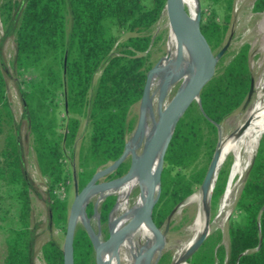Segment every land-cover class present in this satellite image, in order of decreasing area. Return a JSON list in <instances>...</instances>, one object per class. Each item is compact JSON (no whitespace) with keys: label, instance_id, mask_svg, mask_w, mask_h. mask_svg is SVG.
I'll list each match as a JSON object with an SVG mask.
<instances>
[{"label":"trees","instance_id":"trees-1","mask_svg":"<svg viewBox=\"0 0 264 264\" xmlns=\"http://www.w3.org/2000/svg\"><path fill=\"white\" fill-rule=\"evenodd\" d=\"M165 5L166 0L1 1L4 39L15 37L12 65L35 74L19 92L36 164L46 178L50 226L63 225L66 233L70 204L62 195L69 189L68 151L70 157L75 155L82 118L88 135L78 153L79 188L122 155L137 125L133 108L154 66L153 49L163 40L155 28ZM210 6L219 7L221 18L214 11L208 19L202 17L201 30L218 53L226 46L235 0H210ZM255 10H264V0L256 1ZM253 84L250 45L232 53L226 49L200 93L201 105L191 103L168 145L153 210L158 227L200 188L220 139L217 125L247 102ZM0 141V207L10 200L17 205V225L8 229L5 239L4 264H36L32 193L38 189L27 169L1 54ZM126 172L123 162L108 179ZM228 172L225 166L218 173L213 206L226 190ZM115 201L109 196L100 207L104 225L113 217ZM236 203L228 246L222 232L215 231L190 256V264H264V135ZM87 215H95L92 204ZM104 232L108 238L106 227ZM41 252L46 264H64L57 239L47 240ZM74 264H95L93 242L82 226L74 236Z\"/></svg>","mask_w":264,"mask_h":264},{"label":"rangeland","instance_id":"rangeland-1","mask_svg":"<svg viewBox=\"0 0 264 264\" xmlns=\"http://www.w3.org/2000/svg\"><path fill=\"white\" fill-rule=\"evenodd\" d=\"M1 1L2 0H0V3ZM18 1H21V0H18ZM256 1L257 0H239L238 2V0H235V9H234L233 18L231 20L230 27L227 33L226 47H227V50L232 53L233 51H236L237 49H239L242 45L246 43L250 45V64H251V69L254 75V90L250 97V100H247V102L243 106H241L238 110H236L232 115H230L224 121V123L221 124V127H220V135H221L220 138L221 139H222V133L225 136H230L238 131V129L247 119L246 114H247V110H248V107L251 101H253L256 98V95L258 92V88H257L258 83L260 85L263 84L264 86V53H263L264 51L263 49L264 47V30H263L264 10L262 11L255 10ZM213 11H214V14L215 13L217 14L218 18L219 17L221 18V12L219 10V7L210 6V0H203V1L200 0V16H201L200 22L202 20V17L204 20L208 19L210 15L213 14ZM162 16L164 19L161 17L160 20L158 21L156 28H155V34L156 35L163 34L164 36H163V40H161L153 49L152 60L154 61V65L160 59L166 58L169 52L170 27H169V22H167L168 17L166 15H162ZM256 16H259V17H256ZM254 17H255V20H253ZM165 20L166 22H164ZM256 36H258L259 39ZM15 50H16L15 37L9 36L4 39V28H3L2 21H1V15H0V54H1V58L3 61L4 67H5V75H6V79L8 83V95L12 103V108H13L15 117L21 128V135H22L24 155H25L27 169L31 177L33 178L36 184V187L38 189V193H32V199H33L32 223H33V227L36 232L35 263L36 264H46L44 261L42 252H41L42 245L50 238H55L62 245H64L66 233H65V227L63 225L50 226L48 223V210L46 206V198H47L46 178L41 175V173L38 170L37 164H36V157H35L34 151L31 146V138H30L29 131H28V123L23 115V104H22L20 92H19L20 86L25 87L27 81L33 79L35 74L32 72L18 71L12 65V61L15 55ZM180 86H181V83L180 85L178 84V86H175L174 90L172 88V90L168 93L166 97L167 102L171 101L175 93L178 92V88ZM154 91L155 89L152 88V92ZM157 101H158V98L156 96L154 100L156 105H157ZM133 114L138 119L139 114H140V102L134 106ZM60 115H63V113L60 112ZM243 118H245V120ZM87 135H88L87 121L85 120V118H82V124H81V128L79 131V136H78V139L75 145V155L73 157H70L71 154H70V151H68L69 156H68L67 163H68L69 176H70L69 189L68 191L65 192V194L63 193L62 195L69 202L70 208L75 199L76 194L80 192L81 190V188H79L78 179H77V171H78L77 162H78V153H79L80 145L82 144L83 140L87 137ZM130 138H131V134L129 135L128 139L130 140ZM0 144H1V141H0ZM131 159L132 157L128 156L126 160L124 161V163L127 165V172L129 171L130 166H131ZM232 162H234V156L230 155L220 167V170L223 169L225 166L229 167L225 189L227 188V185H228L229 176H230V172H231V168L233 164ZM249 168L247 167L242 179L237 184V187H236L237 198L242 190L244 180H245V177H246V174ZM110 174L99 178L97 183L110 181V179H108ZM134 194H136V192ZM111 196L113 197V195ZM107 197H105V199H103L98 205L99 210H100L102 203L107 199ZM114 198L117 200L118 197L114 196ZM237 198H236V201H237ZM221 199H222V196L219 199V201L216 203V205L213 206L212 196H211L209 235L214 233L215 231L220 230L223 234L222 242L224 245L228 246L229 244L228 225H229V221L231 217L235 213L236 201L232 205L231 212L228 218L226 219V221L216 222L217 214H218L220 204H221ZM96 202H97V199L94 198L87 204V207L90 204H92L94 209H96L95 207ZM16 207L17 205L15 201L13 200L3 202L0 207V264H4L5 249H6L5 239L8 233V229L11 226L17 225ZM87 207H86V213H87ZM196 207H197L196 205L195 206L188 205V206H182L178 209L176 208L171 213V215L167 218V220L160 226V229L164 235L165 248L163 252L161 253L159 259L157 260V264H174L176 253H177L176 247H178L179 245H182L183 242L185 243L192 236L190 227L193 225L196 219L195 216H197L196 211L198 210ZM99 210L93 217H89V216L88 217L91 220L95 221L94 225H97L98 229L100 230L104 239L106 240L107 236H106V233L104 232L105 227L107 228V231L109 230L112 231L113 217L111 219L109 218L110 220L107 225H104L101 222ZM77 226L84 227L82 223H78ZM133 232H134V235L135 234L137 235L140 233L138 229H134ZM121 262H122L121 264H126L124 260H122ZM187 263L190 264L188 261ZM95 264H96V261H95Z\"/></svg>","mask_w":264,"mask_h":264},{"label":"bare ground","instance_id":"bare-ground-1","mask_svg":"<svg viewBox=\"0 0 264 264\" xmlns=\"http://www.w3.org/2000/svg\"><path fill=\"white\" fill-rule=\"evenodd\" d=\"M183 2L190 11L192 18L196 19L198 16L197 0H183ZM163 15L167 16V12L164 11ZM253 20H255V17ZM164 22H166V20ZM169 27V52L168 56L161 62V72L153 78L152 88H154L155 91L152 92L151 105L147 108L146 111L145 132L141 138L134 139L132 135L128 143L127 157L131 156L134 159V164L130 170V173L124 180L116 182L108 188L93 186L88 197L89 202L94 198L97 199L95 206L96 213L99 210L98 205L103 199H105V197L111 195L118 197L113 211L112 232L122 229L137 216V214L142 209L149 193V184L141 176L140 170L137 167V162L142 157L151 137L154 134L156 124L160 116V108L162 107V109H165V107H167L170 102H167L165 98L162 105L159 104L161 86L164 77L176 68V61L179 53V43L177 37L173 32L170 24ZM180 70L182 72L181 78L177 83L170 86L168 93L172 90V88L174 90V87L178 86V84L180 85V83L181 86L178 88V91H183L192 82L196 75L197 62L195 60L191 47L186 43H184L183 46V61ZM257 88L258 92L256 98L251 101L246 114V120H249L248 126L242 132H236L230 136H225L222 133V139L219 146L221 152V162L223 164L230 155L234 156V162H232L233 164L229 176L228 185L221 199L216 222H224L228 218L231 212V207L235 203L237 198V184L242 179L247 167L249 168L252 164L253 158L258 149L259 142L264 135V86L263 84L260 85L258 83ZM156 96L158 98L157 105L154 102ZM197 100L198 97L196 96L193 101L197 102ZM243 119L245 120V118ZM159 155L160 152L154 164V171L158 163ZM135 192L136 194H134ZM210 204V194L206 198H203L200 191L198 190L197 192L189 196L178 207L180 208L182 206L196 205L198 211H196V219L194 218L195 221L190 227L192 236L185 243L183 242L182 245L176 247L177 253L174 264H188L187 261L183 259V256L206 228L209 218L208 212L210 210ZM86 207L87 205L84 206L78 214L77 223H82L84 226H86L92 236L94 243L96 245H101L105 242V239L98 229L97 225H94L95 221L91 220L88 217L86 213ZM134 229H138L140 233L134 235ZM156 239L157 236L155 232L146 221L142 222L141 224L133 225L126 231V233L112 241L110 244H107L102 249V261L104 264H121V261L124 260L126 264H135L137 259H140V264H147L145 252L151 245L155 243ZM164 248L165 241L163 240L156 250L155 254L153 255L151 264H156Z\"/></svg>","mask_w":264,"mask_h":264},{"label":"water","instance_id":"water-1","mask_svg":"<svg viewBox=\"0 0 264 264\" xmlns=\"http://www.w3.org/2000/svg\"><path fill=\"white\" fill-rule=\"evenodd\" d=\"M198 3V16L196 19L192 18L190 11L185 6L183 0H166V5L164 11L167 12L168 22L175 33L178 43H179V53L176 61V68L165 75L162 86L161 94L159 97V104L162 105L164 99L167 96L168 90L171 85L177 83L181 78V64L183 61V46L184 43L188 44L194 54L195 60L197 62V72L192 80V82L183 90L175 93L167 107L165 109L160 108L159 120L156 124V128L153 136L151 137L142 157L137 162V167L140 170L141 176L149 184V193L146 198V201L137 214V216L125 227L122 229L112 232L109 230V237L101 245H96L92 239V236L87 229L95 249V261L96 264H104L101 257L102 249L110 244L115 239L122 236L126 231L133 225L141 224L146 221L150 227L155 232L157 239L153 245H151L145 252L147 264H151L152 257L158 249L161 242L164 240V235L156 225L153 220V210L160 198L161 193V178L162 172L164 169L165 154L170 143V140L173 136L174 130L178 121L184 115L188 107L193 102V99L197 96V102L201 105L200 93L203 87L214 77L217 70V65L224 54L227 47L225 46L220 52L216 53L213 51L210 43L208 42L206 36L201 30L200 22V0H197ZM163 58L160 59L148 72L147 79L143 91L142 98L140 100V114L138 117L137 125L132 132L134 139L141 138L145 132L146 127V111L147 108L151 105L152 100V83L153 78L159 74L162 70L161 62ZM254 90V84L251 87L250 99ZM249 124V120H246L237 132H242ZM220 133L221 124L217 125ZM128 143L129 139L126 142L125 149L122 155L115 160L110 165L99 169L90 181L78 192L75 196V199L71 205L70 213L68 217V223L66 228L65 242L63 245L64 252V264H74V236L77 229V217L80 211L86 206L89 202V194L92 190V187H104L108 188L116 182L124 180L134 164V159H131V166L129 171L121 177L116 179L97 183L98 179L114 172L127 158L128 155ZM221 143V138L218 141V145L212 160L207 169L205 178L199 188V191L203 198H206L210 194L212 196L213 189L218 177V173L221 167V152L219 149ZM159 155L158 163L154 171V164L156 158ZM96 214V209H95ZM208 221L207 226L193 245L187 250L184 254L183 259L188 261L190 256L203 244L205 239L209 235V220H210V210L208 212ZM135 264H140V259H137ZM157 264V262H156Z\"/></svg>","mask_w":264,"mask_h":264}]
</instances>
